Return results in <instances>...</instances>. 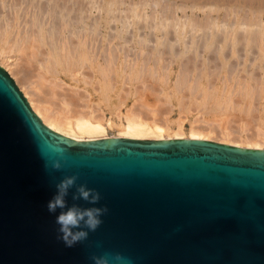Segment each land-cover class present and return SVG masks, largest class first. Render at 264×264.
I'll use <instances>...</instances> for the list:
<instances>
[{"label": "water", "instance_id": "water-1", "mask_svg": "<svg viewBox=\"0 0 264 264\" xmlns=\"http://www.w3.org/2000/svg\"><path fill=\"white\" fill-rule=\"evenodd\" d=\"M72 175L108 211L68 248L46 203ZM105 252L132 264H264V150L197 139L77 142L45 126L0 66V264H92Z\"/></svg>", "mask_w": 264, "mask_h": 264}, {"label": "bare ground", "instance_id": "bare-ground-1", "mask_svg": "<svg viewBox=\"0 0 264 264\" xmlns=\"http://www.w3.org/2000/svg\"><path fill=\"white\" fill-rule=\"evenodd\" d=\"M152 1L0 0V66L14 79L45 126L77 142L108 138L197 139L264 150V21L261 18L264 12H247L246 20L242 19L243 11V14L234 13L235 19L228 22L216 15L199 20L188 14L178 17L181 8L171 1L164 5L162 0ZM112 21L116 23L114 27ZM9 53H20L31 64L37 76L32 84L33 70L17 63L15 68L4 57ZM173 63H178L180 74L173 82L172 93L166 89L161 93L168 101H176L180 113L185 110L183 91L187 88L193 100H200L198 108L212 113L211 121H216L214 115H226L227 110L245 111L252 118L249 112L253 111L256 101L262 100L263 104L259 102L263 105L262 115L255 133L253 130L250 131L253 134H247L249 128L245 129L253 118L250 122L242 119L243 125L238 131L223 125L225 122L197 125L198 119L190 121L186 129L180 117L172 120L167 115L163 117L156 108H146L142 95H138L142 100L140 110L128 107L124 113L120 112L125 104L122 98L125 84L133 86V81L138 84L137 81L149 75L164 86L169 78L161 76V70L168 68L164 71L167 74ZM86 69L92 71L95 79L90 83L91 91L85 88L88 82L83 80L81 90L86 95L80 93L82 85L77 83V91L62 88L61 75L76 78L85 75ZM126 79H130L131 85ZM218 80L223 87L215 86ZM233 84L238 88L234 89ZM95 93L97 100L93 102L91 97ZM236 96L246 106L235 103ZM105 111L110 118L109 115L105 118Z\"/></svg>", "mask_w": 264, "mask_h": 264}, {"label": "rangeland", "instance_id": "rangeland-1", "mask_svg": "<svg viewBox=\"0 0 264 264\" xmlns=\"http://www.w3.org/2000/svg\"><path fill=\"white\" fill-rule=\"evenodd\" d=\"M124 1H126V2H133V0H124ZM152 1V0H151ZM153 1H159V0H153ZM152 1V2H153ZM164 3H163V5L165 4V2L166 1H171L173 4H174V6L176 5L177 7H180L181 9L178 11V13H177V16L178 17H184L185 16V14H188L189 16H193L194 18H197V19H199V20H202V18H203V20L204 19H206L207 18V16L208 15H211V16H220V19L221 20H225V21H229V19H230V21H231V19H233L234 17H235V14H237L238 13V11H239V14H243L242 13V11L244 12V14L242 15V19L243 20H246L245 19V17L247 16V12H254V14H256L255 12L258 10V12L259 11H263L264 12V8H262V7H264V0H162ZM254 1H255V3H254ZM258 1V2H257ZM260 1V2H259ZM263 1V2H262ZM218 2V3H217ZM253 2V3H252ZM251 3V7H253L254 6V4H255V6L256 7H253L252 9H251V7H250V5L249 4ZM257 3V4H256ZM260 3H262V4H260ZM221 4V5H220ZM223 4V5H222ZM238 4H239V6H238ZM248 4V5H247ZM260 4V5H259ZM236 5V6H235ZM240 5H241V7H240ZM253 5V6H252ZM259 5V7H257ZM125 6H126V4H125ZM124 6V7H125ZM175 6V7H176ZM188 6H190V7H188ZM235 6V7H234ZM262 6V7H261ZM122 7V6H121ZM234 7V8H233ZM240 7V8H239ZM250 9H249V8ZM182 8H184V9H182ZM190 8V9H189ZM217 8V10H214V9H216ZM223 8V9H222ZM231 8V9H230ZM243 8H244V10H243ZM194 9V10H193ZM214 11H213V10ZM234 9H237V11L236 10H234ZM241 11H240V10ZM184 10V11H183ZM206 10V11H205ZM229 10V11H228ZM232 10H234V11H232ZM233 13H232V12ZM193 14H192V13ZM204 12V13H203ZM205 12H206V14H205ZM216 12V13H215ZM227 12H228V14H227ZM197 13V14H196ZM235 13V14H234ZM245 13H246V15H245ZM232 14H233V16H232ZM262 16H261V18H262V20L264 21V14H261ZM223 16V17H222ZM232 16V17H231ZM222 17V18H221ZM235 19V18H234ZM111 24L113 25V27L115 26V24L116 23H114V21H112L111 22ZM16 54V55H15ZM17 54L19 55L20 53H14V55H13V53H9V55H4V57L10 62V64H13V66L15 67L17 64H20L19 66H22V67H29V69H31V71L33 70V68H32V66H31V64H29V63H27V61L25 60L26 58L23 56V55H19V56H17ZM19 57V58H17V57ZM11 57V58H10ZM2 58V57H1ZM10 58V59H9ZM22 58V59H21ZM23 58H24V60H23ZM20 61V62H19ZM7 62V61H6ZM9 62H7V63H9ZM12 62V63H11ZM21 62H22V65H21ZM15 63H17V64H15ZM9 64V65H10ZM28 65H30V66H28ZM129 65V64H128ZM174 65V66H173ZM11 66V65H10ZM12 66V68H14ZM173 66V67H172ZM172 66L171 67H169L170 69H169V74L167 73L166 74V72L168 71L167 69H163V71L161 70V73L163 74V75H161V76H163L164 77V75H165V77L167 76L169 79H167V84H165L164 86H163V84L159 81V80H157V79H153V78H151L149 75H147V76H144L140 81H137V83L138 84H136V82H132V83H134L133 84V86L131 85V83L129 82V80L130 79H126V82L128 81V83L127 84H129V85H131V86H127L126 84L123 86V89H125L124 91H123V93H122V98L123 99H125V104H126V102H127V104L125 105H122L121 107H120V112H122V113H124L127 109H129V108H131L132 110H133V108H134V110H140V109H138V107L141 105V102H142V100L140 101L139 100V96H143L145 99H146V108H148V109H151V108H156V109H158L162 114L161 115H163V117H165L166 115V117H169L170 119L172 118V120L174 119V120H176L178 117H180L181 118V120H183V123H184V127L187 129L188 127H189V122L190 121H193V120H197L198 119V122L196 123L197 125H203V126H206V125H209V124H214V125H217V123L219 124V123H221V124H223L224 122H225V124H223V125H225L226 127H231V130L232 129H234L235 131L237 130H239L241 127H242V125H243V121H247V120H249V122L251 121V119H252V121L249 123V124H247L246 126H245V129H246V127L247 128H249V129H246V130H248L249 132H246L247 134H253V132L255 133V131L257 130V125H258V121H259V119H260V116L262 115V113H261V109L263 108V105H262V107H261V104H263L262 102V100H258V102L256 101V103L258 104V106H257V104L255 103L254 104V108H252V110L253 111H251V112H249V113H252V115L254 116H252V118H250L251 117V115L249 116V118H248V116H247V114L248 113H246L245 111H243V112H240L239 110H234V111H226V115L228 116H226L225 114H223V115H214L215 117H217L218 118V121H217V118H215L216 119V121L214 120H210V118H211V115H212V113L211 114H209V110H206V109H204V108H202V107H199L198 108V101H200L198 98V100L197 101H195V100H193L192 98H191V95H190V91L188 90V88L187 89H185V91H183V94L185 95V98L183 99V103H184V106H185V110L182 112L181 111V113L179 112L180 111V108L177 106V103H176V101H174V99L172 100V101H168L167 100V98H166V96H164L163 95V93H161V92H163L162 90H164V89H166L165 91H169V92H171L172 90H173V87H174V85H173V82L175 81L176 82V80H177V78H178V75L180 74V72H178V71H181L179 68L177 69V66H178V63H173L172 64ZM16 68V67H15ZM157 68H159V67H157ZM156 68V69H157ZM192 69V68H191ZM165 70H167L166 72H164ZM170 70H171V72H170ZM34 72H36V71H34L33 70V73ZM86 72V73H85ZM33 73L31 74V80H30V84H32V82H34L37 78V76H36V73H34V75H35V77H34V75H33ZM176 75H175V74ZM259 73V72H258ZM83 74H85V75H81L82 76V78H81V76H78V77H76V78H74V77H72V76H69V77H67V76H65L64 77V75H61V81L62 82H60L61 83V85H62V88L63 89H65V90H68V91H70V90H76L77 88L75 87V84L77 83L78 84V86H81V88H79V91H80V93L81 94H83V95H86V92L84 93V90H81V89H84V88H82L83 86H84V84H83V80L85 79L87 82H88V85H85V88H89V91H91V85H90V83H92V80H94L95 81V79H92L94 76H91V75H93L92 74V71L91 70H85L84 71V73ZM90 74V75H89ZM178 74V75H177ZM84 76H87V77H85L84 78ZM88 76H90V77H88ZM128 76V75H127ZM158 76V75H157ZM175 76V77H174ZM244 77H245V74L243 75ZM34 77V78H33ZM67 77V78H66ZM149 77V78H148ZM78 78V79H77ZM90 78V79H89ZM127 78V77H126ZM146 78L148 79L147 80V82H146ZM13 79V78H12ZM74 79H77L76 81L74 80ZM143 79H144V81H143ZM153 79V80H152ZM173 79V80H172ZM176 79V80H175ZM14 80V79H13ZM68 80V82H66ZM158 82H157V81ZM71 81H73V82H71ZM81 83H80V82ZM89 81H91V82H89ZM146 82V84L145 83H143V82ZM152 81V82H151ZM172 81V82H171ZM150 82V83H149ZM155 82V83H154ZM158 84H157V83ZM175 82H174V84H175ZM221 82L222 81H220V80H218V82H216L215 81V86H220L221 85ZM65 83V84H64ZM67 83V84H66ZM140 83H142L143 85L145 84V86H142L141 87V85L142 84H140ZM150 85H148V84ZM161 83V84H160ZM28 84V83H27ZM223 84V83H222ZM17 85V84H16ZM74 85V86H73ZM137 85H138V87H137ZM146 85H147V87H146ZM152 85V86H151ZM234 85V89H236V88H238V86H236L235 84H233ZM30 86H33V85H30ZM64 86V87H63ZM65 86H68L67 88L65 87ZM73 86V87H72ZM88 86V87H87ZM94 86H95V88H97L96 87V85L94 84ZM171 86V87H170ZM222 86V85H221ZM17 87H18V85H17ZM69 87H70V90H69ZM75 87V88H74ZM128 87V88H127ZM134 87V88H133ZM136 87V88H135ZM150 89H149V88ZM159 87V88H158ZM163 87V88H162ZM223 87V86H222ZM221 87V88H222ZM19 88V87H18ZM139 88V89H138ZM153 88V89H152ZM158 90H157V89ZM161 88V90H159ZM170 88H172L171 90H170ZM224 88H226V87H224ZM20 89V88H19ZM98 89V88H97ZM127 89H129L128 91H126ZM154 89H156V91L154 90ZM132 90V91H131ZM138 90V91H137ZM148 90V91H147ZM152 90V91H151ZM21 91V90H20ZM77 91V90H76ZM78 91V92H79ZM82 91V92H81ZM137 93H136V92ZM142 91V92H141ZM130 92V93H129ZM134 92H135V95H134ZM140 92V93H139ZM154 94H153V93ZM158 92H159V94H158ZM189 92V93H188ZM94 93V92H93ZM126 93V94H125ZM157 93V94H156ZM172 93V92H171ZM131 96H130V95ZM133 95L135 96V97H133ZM139 95V96H138ZM186 96H187V98H186ZM96 97V98H95ZM129 97V98H128ZM133 99H135V100H133ZM92 98V101L93 102H95L96 100H97V94L95 93V94H93V97H91ZM95 98V99H94ZM131 98V99H130ZM130 99V100H129ZM187 99V100H186ZM235 100H237V101H235V103H237L238 102V104L240 105V106H246L244 103H242V102H240L241 100H240V98L238 97V96H236L235 98H234ZM165 100H167V101H165ZM188 100H189V102H188ZM138 101V102H137ZM143 102H145V101H143ZM170 102H172L171 103V105H170ZM186 102V103H185ZM195 102V103H194ZM240 102V103H239ZM261 104H260V103ZM132 103H134V104H132ZM136 103V104H135ZM188 103V104H187ZM193 103V104H192ZM244 104V105H242V104ZM129 104H132V105H130L129 106ZM185 104H187V105H185ZM191 104V105H190ZM195 104V105H194ZM134 106V107H133ZM172 106H174V107H172ZM195 106V107H194ZM257 106V109L255 108ZM124 107H126V108H124ZM129 107V108H128ZM176 107V108H175ZM177 107H178V109H179V111H178V109H177ZM190 107V108H189ZM192 107V108H191ZM260 107H261V109H260ZM188 108L190 109V110H188ZM198 110H197V109ZM104 109H106V108H104ZM204 111H203V110ZM125 110V111H124ZM171 111V112H170ZM188 111H190V112H188ZM197 111L199 112V113H197ZM201 111H203V112H205V114H201V113H203V112H201ZM207 111V112H206ZM257 111V112H256ZM98 112H100V113H102L101 111H98ZM159 112V113H160ZM188 112V113H187ZM259 112V113H258ZM169 113V114H168ZM180 113V114H179ZM228 113V114H227ZM245 113V114H244ZM207 114V116H205ZM209 114V115H208ZM108 115H109V112L108 111H105V118H108ZM225 115V116H224ZM258 115V116H257ZM111 116L109 115V118H110ZM203 117V118H202ZM222 117H224V118H222ZM243 117V118H242ZM256 117H257V119H256ZM259 117V118H258ZM207 118H208V120H207ZM214 117H212V119H213ZM163 119V118H162ZM220 119V120H219ZM224 119V120H223ZM242 119H243V121H242ZM203 120V121H202ZM210 120V121H209ZM232 120V121H231ZM237 120V121H236ZM205 121H207V122H205ZM220 121V122H219ZM228 122V124H227V122ZM235 121V122H234ZM202 122H204V123H207V124H202ZM200 123V124H199ZM230 125V126H229ZM248 125H249V127H248ZM256 125V126H255ZM240 126V127H239ZM228 128V129H229ZM256 129V130H255ZM254 130V131H253ZM250 131H253V132H250Z\"/></svg>", "mask_w": 264, "mask_h": 264}, {"label": "clouds", "instance_id": "clouds-1", "mask_svg": "<svg viewBox=\"0 0 264 264\" xmlns=\"http://www.w3.org/2000/svg\"><path fill=\"white\" fill-rule=\"evenodd\" d=\"M59 163L54 168L59 169ZM75 175L65 176L54 184V192L46 203L48 213L54 215L57 240L65 247L71 248L88 239L90 232H95L103 223L102 216L107 213V207H97L101 200L100 193L85 184H76ZM71 201H69L70 190ZM83 201L84 203H81ZM92 264H132L129 257L115 252L91 255Z\"/></svg>", "mask_w": 264, "mask_h": 264}]
</instances>
